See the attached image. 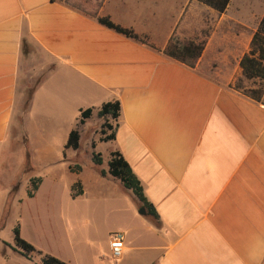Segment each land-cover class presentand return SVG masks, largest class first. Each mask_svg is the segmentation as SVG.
<instances>
[{
	"label": "crops",
	"instance_id": "1",
	"mask_svg": "<svg viewBox=\"0 0 264 264\" xmlns=\"http://www.w3.org/2000/svg\"><path fill=\"white\" fill-rule=\"evenodd\" d=\"M197 4L0 0V147L21 148L20 167L28 148L49 162L77 152L65 148L69 133L81 139L103 104H120L108 159L121 153L158 221L138 212L141 202L131 206L107 232V243L123 237L116 264H264V104L234 86L247 50L232 48L235 66L208 44L194 67L165 54ZM104 170L95 181L112 178Z\"/></svg>",
	"mask_w": 264,
	"mask_h": 264
},
{
	"label": "rangeland",
	"instance_id": "2",
	"mask_svg": "<svg viewBox=\"0 0 264 264\" xmlns=\"http://www.w3.org/2000/svg\"><path fill=\"white\" fill-rule=\"evenodd\" d=\"M262 16L264 0H231L222 14L198 3L186 9L176 36L184 41L205 42L215 54H228V64L235 66L238 57L231 55L232 48L239 47L238 54L248 49ZM217 65L213 63V67ZM36 84L28 85L25 106ZM252 88L264 90V81H243L242 92ZM261 102L264 104V96ZM88 123L82 129L80 148L67 152L65 158L41 160L35 150L28 148V163L23 168L19 166L25 158L21 148L0 147V264H36L45 254L69 264H116L109 257L107 232L126 220L138 199L115 178L95 181L92 172L100 173L104 168L108 171L111 144L104 140L111 133L107 126L114 128V120L95 115ZM17 134L20 137V132ZM93 154L100 155L101 165L93 163ZM51 155L56 157L57 152ZM37 175L40 186L29 197L27 191L31 180L39 178ZM78 180L84 185V194L72 197L70 186ZM16 226L36 250L31 260L14 249Z\"/></svg>",
	"mask_w": 264,
	"mask_h": 264
},
{
	"label": "trees",
	"instance_id": "3",
	"mask_svg": "<svg viewBox=\"0 0 264 264\" xmlns=\"http://www.w3.org/2000/svg\"><path fill=\"white\" fill-rule=\"evenodd\" d=\"M200 4H203L210 9L222 14L228 7L231 0H195ZM99 22L106 27L115 30L116 32L123 34L127 37L138 40L137 35L132 30L122 28L108 18H99ZM205 47V42L198 41L195 39L182 40L178 36L174 35L169 40L165 54L181 63H184L190 67H194L197 59L202 55ZM239 67L241 68V76L235 80L234 86L237 90L242 92V83L244 80L253 81L260 80L264 81V16L259 21L257 28L252 34L247 51L241 57L239 61ZM244 93V92H242ZM249 98L262 103L261 99L264 96V90L252 88L244 93ZM30 99H27V103ZM91 115V109L81 111L80 122L83 123L85 119ZM120 115V104L118 101H110L103 104L97 112V116L104 120H117ZM111 133L106 137L104 141H110L115 138V129L110 125L107 126ZM102 133H105L102 131ZM65 148L78 150L80 148V134L78 129H73L68 136V140L65 144ZM93 163L95 165H101L102 159L99 154H93ZM108 174L117 180H119L126 190H130L141 202V208H144L146 214L151 216L156 222L158 216L154 208L149 204L143 195L141 184L137 177L132 172L129 164L125 161L121 153L114 151L110 153V159L108 160ZM72 172V168L69 167ZM101 176H105L107 173L103 170L100 172ZM41 182L40 178L31 180V188L27 191L29 197L34 196L35 191ZM79 189L76 190V187ZM16 190V187L13 188ZM72 197L82 195L83 191L79 181H76L71 187ZM14 233V248L16 252L24 257L25 259L31 260V253L35 252V248L32 244L23 239L20 235L18 226L13 229ZM41 254L40 252H38ZM36 264H69L54 256L45 254L42 255L39 263Z\"/></svg>",
	"mask_w": 264,
	"mask_h": 264
},
{
	"label": "built area",
	"instance_id": "4",
	"mask_svg": "<svg viewBox=\"0 0 264 264\" xmlns=\"http://www.w3.org/2000/svg\"><path fill=\"white\" fill-rule=\"evenodd\" d=\"M108 249L110 259L117 261L122 257L124 242L121 233H114L109 237Z\"/></svg>",
	"mask_w": 264,
	"mask_h": 264
},
{
	"label": "water",
	"instance_id": "5",
	"mask_svg": "<svg viewBox=\"0 0 264 264\" xmlns=\"http://www.w3.org/2000/svg\"><path fill=\"white\" fill-rule=\"evenodd\" d=\"M142 210H140V214H145V210L143 208H141Z\"/></svg>",
	"mask_w": 264,
	"mask_h": 264
}]
</instances>
